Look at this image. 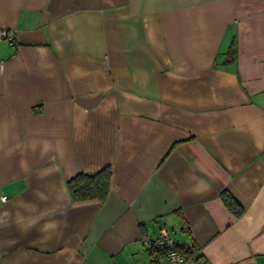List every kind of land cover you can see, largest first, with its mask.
Here are the masks:
<instances>
[{"label":"crops","instance_id":"0c3cea01","mask_svg":"<svg viewBox=\"0 0 264 264\" xmlns=\"http://www.w3.org/2000/svg\"><path fill=\"white\" fill-rule=\"evenodd\" d=\"M0 29V264H154L162 229L264 264V0H0Z\"/></svg>","mask_w":264,"mask_h":264},{"label":"trees","instance_id":"16d2710c","mask_svg":"<svg viewBox=\"0 0 264 264\" xmlns=\"http://www.w3.org/2000/svg\"><path fill=\"white\" fill-rule=\"evenodd\" d=\"M235 46L231 43L228 50L230 56H234ZM111 171L108 166L103 167L97 173L93 175L78 172L66 181L68 193L72 201H84L90 199H96L103 201L108 193L110 183ZM221 196L227 208L230 209L236 216L240 215L243 208L240 204L227 192L223 191ZM156 247V246H155ZM173 247L179 250L185 255V258L190 256L195 250L194 246H182L173 242ZM157 248V254L160 255L163 252L162 248ZM157 260V259H156Z\"/></svg>","mask_w":264,"mask_h":264},{"label":"built area","instance_id":"2783aa9c","mask_svg":"<svg viewBox=\"0 0 264 264\" xmlns=\"http://www.w3.org/2000/svg\"><path fill=\"white\" fill-rule=\"evenodd\" d=\"M13 38V30L0 29V41L3 39H7L12 43ZM6 199V195H0V202H4L6 201ZM153 243L156 247L163 249V252L159 255V260L154 264H178L186 259L183 253L173 247V241L164 229L161 230L159 237L156 238Z\"/></svg>","mask_w":264,"mask_h":264},{"label":"rangeland","instance_id":"374dc122","mask_svg":"<svg viewBox=\"0 0 264 264\" xmlns=\"http://www.w3.org/2000/svg\"><path fill=\"white\" fill-rule=\"evenodd\" d=\"M174 234L172 233V236H173Z\"/></svg>","mask_w":264,"mask_h":264}]
</instances>
